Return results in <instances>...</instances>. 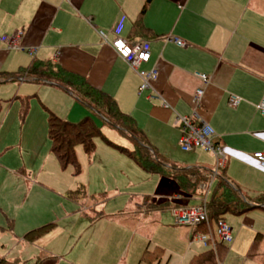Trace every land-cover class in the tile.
Listing matches in <instances>:
<instances>
[{"label": "crops", "instance_id": "1", "mask_svg": "<svg viewBox=\"0 0 264 264\" xmlns=\"http://www.w3.org/2000/svg\"><path fill=\"white\" fill-rule=\"evenodd\" d=\"M122 19V39L150 43V61L137 72L99 35L104 32L109 42L114 40ZM138 21L142 31H136ZM17 34L21 36L19 50L0 41L1 97L9 91L13 103L23 99V107L24 101L29 108L28 99H36L61 119L77 123L91 117L98 125L101 117L62 88L27 77L9 80L35 61L59 64L109 96L168 164L205 168L210 173L215 170L211 153L180 148L179 117H189L196 125L208 123L226 154L219 173L247 197L264 194V171L253 159L254 153L264 149V117L256 109L264 99V0H0V38ZM152 71L157 73L152 89L141 90L140 75ZM198 74L206 75L208 83ZM198 89L204 95L196 107L193 101ZM41 91L54 103L46 102ZM231 96L241 99L238 107H230ZM40 112L39 119L23 117L13 122L17 146L27 154L30 149L23 147L25 139L48 138V114ZM7 117L0 120V136ZM180 153L187 154L183 163ZM26 168L9 171L17 180L11 186L16 197L0 201V257L14 264H146L142 262L144 253L157 248L162 256L150 264H170L173 254L177 256L174 264H190L194 257L209 249L215 251L220 244L225 248L220 264H264V250L257 252L252 246L254 240L263 238L264 231L246 218L237 224L235 233L224 217L232 230L230 246L219 243L216 223L209 222L199 230L183 231L180 240L169 244L176 249L157 241L152 245L151 236L123 223H163L176 232L180 226L166 212L177 203L200 206L204 194L186 195L170 178L138 167L144 174L158 176L154 194L141 195L138 203L116 216H105L101 194L85 193L76 199L50 194L45 186L33 182L38 168ZM44 194L53 197L43 199ZM255 209L264 212L262 206L249 211ZM164 215L169 219L163 220ZM46 225L53 228L42 238L24 240L27 233ZM197 234L212 235L216 248L195 239Z\"/></svg>", "mask_w": 264, "mask_h": 264}, {"label": "rangeland", "instance_id": "2", "mask_svg": "<svg viewBox=\"0 0 264 264\" xmlns=\"http://www.w3.org/2000/svg\"><path fill=\"white\" fill-rule=\"evenodd\" d=\"M3 94L5 97L0 96V108H2L0 120L6 114L8 117L7 125L0 136V201L3 198L16 197V193L12 192L11 186L13 183L16 184L17 180L9 174V171L11 169L18 171L23 167L29 169L38 168V171H35L36 173L34 172L32 176L33 182H38V184L45 186L44 188L49 190L50 194L64 195L63 197L69 198L73 197L72 195L75 194L78 187L82 188L87 195L88 193L101 194L100 202L105 203L102 209L105 216H116L124 209L138 203L141 195L152 196L154 194L155 181L158 176L144 174L129 158L101 139L96 140V152L93 156L87 155L81 146L76 148L79 174H76L72 166H68L65 170L59 166L50 152V141L48 138L44 139L38 135L35 140L25 139L23 147L25 145L29 147L30 152L28 154L22 152L17 146L19 142L14 138L12 132L16 128L13 123L14 120L21 121L23 117L39 119L41 116L40 111L47 114L49 112L36 99L33 101L28 99L29 108L24 112V107L21 103L23 99L13 103V94L11 92L7 91ZM45 94L44 91H41L40 95L43 96L46 102L48 100L53 104L54 101L51 97ZM8 98L10 99L9 101ZM102 123L100 120L98 126H101ZM102 131L110 142L124 148H130L131 143L124 139L116 129L105 126ZM185 156L187 154L180 153L179 162L183 163ZM41 165L44 167L41 168ZM27 168L26 170H28ZM66 190L71 191L67 192ZM51 197L53 196L49 194L42 196L43 199ZM166 215L173 219L170 212H166ZM166 215L163 216V220L169 219ZM244 218L249 219L255 228L259 227L264 231V212L261 210L255 209L242 216L230 214L225 216L226 222L235 233L238 230L237 224H240ZM123 223L137 226L140 231L145 232L146 236H151L153 238L152 245L157 241L173 248L175 247L169 245L170 243L180 240L183 231L184 233L191 231L189 227L180 226L176 232H172L165 228L163 223L146 225L145 223L131 220ZM196 245L197 243L194 246ZM226 245L230 246V243ZM252 246L256 247L257 252L264 250V235L261 240H254ZM170 259V264H174L177 256L173 254Z\"/></svg>", "mask_w": 264, "mask_h": 264}, {"label": "trees", "instance_id": "3", "mask_svg": "<svg viewBox=\"0 0 264 264\" xmlns=\"http://www.w3.org/2000/svg\"><path fill=\"white\" fill-rule=\"evenodd\" d=\"M139 21L136 23V31H142ZM10 81L18 80L19 77H27L37 82L49 83L62 88L72 94L79 102L88 106L97 113L103 122V126L116 129L124 139L131 143L132 148H124L110 142L103 134L102 127L98 126L91 117H86L80 122L72 123L61 119L55 114H48V138L50 152L56 158L59 166L66 169L72 166L79 174V165L76 157V148L81 146L87 155L96 151V140L101 139L106 144L114 147L120 153L130 158L144 172L159 175L174 180L179 191L190 196L204 194L203 186L210 181L211 173L205 168H181L168 164L164 159L155 154L147 144L145 136L134 121L122 114L116 103L102 91L91 87L86 80L72 74L52 62H33L30 68L10 75ZM28 109V103L24 101V112ZM210 197L206 203L209 222L216 224L228 214L239 216L252 208L262 206L264 209V194L256 197H247L236 190L227 179L218 173ZM72 198L84 197L85 193L79 188ZM176 205V206H175ZM174 207H185L186 204L177 203ZM161 205H159L160 207ZM201 225L196 229H201ZM52 225H46L35 229L24 236L27 242H35L52 230ZM218 245L216 250L209 249L207 252L194 257L190 264H220L225 248ZM162 250L155 249L153 252L146 251L142 262L150 264L160 260ZM0 264H14L10 260L0 257Z\"/></svg>", "mask_w": 264, "mask_h": 264}, {"label": "built area", "instance_id": "4", "mask_svg": "<svg viewBox=\"0 0 264 264\" xmlns=\"http://www.w3.org/2000/svg\"><path fill=\"white\" fill-rule=\"evenodd\" d=\"M65 1L69 2L70 0ZM123 21L124 19L119 22L115 30V39L111 42L108 41L106 33L99 32V35L105 44L110 43L111 47L119 55V57L124 59L133 71L137 72L141 65L150 61V43L146 41L133 43L122 39L120 34L123 29ZM20 37L21 36L17 34L11 38H0V41L4 42L9 49L19 50L21 49L19 45ZM172 41L180 47L184 46V43L178 39H172ZM140 76L142 79L141 90L152 89L151 83L157 79V73L152 71L148 74ZM197 76L203 83H208V77L206 75L198 74ZM203 95V89H198L196 91L193 101L196 107L202 101ZM240 102L241 99L239 97L231 96L229 105L231 108H236ZM256 109L258 110L259 114L264 117V99L260 101V103L256 106ZM178 121L182 125V133L180 137L181 150L183 152H191L196 148H200L211 153L216 160L215 170L211 173L210 181L208 184L203 186V203L200 206L174 207L169 210L175 220L176 225L196 229L203 224L209 223V217L206 210L207 197L211 190L212 183L219 173V170L225 165L226 154L224 148L218 144L215 131L208 123L201 122L199 125H196L189 117H179ZM253 159L264 171V149L254 153ZM216 235L219 239V243L228 244L233 240L232 230L224 220H220L216 224ZM195 239L199 240L205 246L210 245L214 249L217 246V243L215 242L212 235L197 234Z\"/></svg>", "mask_w": 264, "mask_h": 264}]
</instances>
